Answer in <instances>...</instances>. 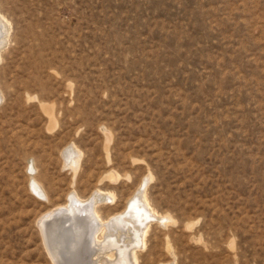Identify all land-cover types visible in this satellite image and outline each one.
<instances>
[{"label": "rangeland", "instance_id": "obj_1", "mask_svg": "<svg viewBox=\"0 0 264 264\" xmlns=\"http://www.w3.org/2000/svg\"><path fill=\"white\" fill-rule=\"evenodd\" d=\"M0 17V264H90L89 241L52 262L37 224L95 192L100 223L142 194L131 264H264V0H0Z\"/></svg>", "mask_w": 264, "mask_h": 264}, {"label": "bare ground", "instance_id": "obj_2", "mask_svg": "<svg viewBox=\"0 0 264 264\" xmlns=\"http://www.w3.org/2000/svg\"><path fill=\"white\" fill-rule=\"evenodd\" d=\"M7 32L8 28L4 20L0 17V48L6 40ZM34 186L36 188L38 187L36 184ZM104 198L95 192L90 198V202L88 200L86 203L73 195L69 199L68 207H59L41 216L38 224L53 262L60 263L65 258V255L60 250L59 244H61V241L63 248H68L69 250L67 258L72 259L79 258L83 244L89 241V254L92 257L88 263L131 264L133 261L132 249L134 247L132 248L130 246H142L144 243V234L147 231L146 221L152 217V214L143 203L142 194L139 193L131 203L129 212L123 217L116 216L107 223H100L97 219L94 221L91 218L92 206L94 202L100 199L103 200ZM136 204H142L143 208L136 209ZM145 218L146 220H144ZM56 225L60 228L58 233L60 234L59 236H62V239L54 243L50 237L49 230ZM102 230L105 231L104 239L99 241V239L97 240L98 236L96 237V233ZM120 230H123L124 233ZM90 236H92L91 243ZM120 241L124 245H120ZM110 248H116L120 252L116 261L105 257L106 250ZM127 252L128 254H126Z\"/></svg>", "mask_w": 264, "mask_h": 264}, {"label": "water", "instance_id": "obj_3", "mask_svg": "<svg viewBox=\"0 0 264 264\" xmlns=\"http://www.w3.org/2000/svg\"><path fill=\"white\" fill-rule=\"evenodd\" d=\"M38 225V229H39V231H40V234H41V237H42V240L44 241V239H43V233H42V231H41V228L39 227V224H37ZM45 242V241H44ZM45 244V243H44ZM45 246V245H44ZM46 248V250H47V247H45ZM47 253H48V250H47ZM48 255H49V253H48ZM49 257H50V255H49ZM50 259H51V257H50ZM53 262V261H52Z\"/></svg>", "mask_w": 264, "mask_h": 264}]
</instances>
